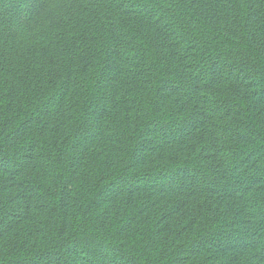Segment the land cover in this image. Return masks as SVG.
<instances>
[{
	"label": "trees",
	"instance_id": "1",
	"mask_svg": "<svg viewBox=\"0 0 264 264\" xmlns=\"http://www.w3.org/2000/svg\"><path fill=\"white\" fill-rule=\"evenodd\" d=\"M0 264H264V0H0Z\"/></svg>",
	"mask_w": 264,
	"mask_h": 264
}]
</instances>
